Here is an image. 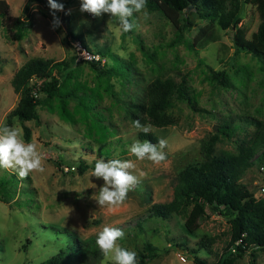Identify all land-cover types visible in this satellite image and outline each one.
Segmentation results:
<instances>
[{
	"label": "rangeland",
	"instance_id": "374dc122",
	"mask_svg": "<svg viewBox=\"0 0 264 264\" xmlns=\"http://www.w3.org/2000/svg\"><path fill=\"white\" fill-rule=\"evenodd\" d=\"M6 1L10 14L29 13L31 26H4L0 16V126L16 127L24 143L37 145L44 171L20 179L16 172L0 168V264H37L74 238L95 247L89 264H114L111 254L105 258L96 245L104 226L122 229L125 238L117 243L137 255L145 242L154 244L159 253L146 264H197L194 256L216 260L230 238V223L219 212L207 205L198 227L190 231L184 215L172 212L164 218L151 213L150 206L172 198L183 167L206 160L202 145L213 133H218L213 144L217 154L238 153L239 143L250 141L256 121H264L263 59L237 51L233 27H221L215 17L198 16L191 5L180 12L179 27L161 10L146 7L134 13L131 19L137 27L125 33L109 14L81 12V0L66 2L69 14L56 13L61 25L55 29L51 10L38 0ZM236 2L221 0L226 10ZM261 19L257 6L243 0L238 25L247 37ZM65 20L83 41L67 34ZM77 41L100 53L94 66L78 50ZM37 56L65 59L70 66L54 95L37 92L39 121H24L30 128L25 139L21 121L9 114L20 97L11 78L28 58ZM217 71L224 72L225 82L213 76ZM53 73L60 77L63 70L54 68ZM157 77L184 83L196 107L177 96L163 113L164 123L140 114L141 124L152 125L158 140H167L166 159L159 164L130 154L131 144L144 140L128 114L130 106L146 99ZM49 79L33 76L29 84L38 87ZM60 96L65 98L66 115ZM220 125H227L226 132L219 131ZM257 152L248 158L252 162L239 180L258 198L264 195V163L255 158ZM97 159H132L136 165L130 171L140 183L123 203L100 207L93 199L104 183L92 176ZM236 263L264 264V247H249Z\"/></svg>",
	"mask_w": 264,
	"mask_h": 264
},
{
	"label": "trees",
	"instance_id": "16d2710c",
	"mask_svg": "<svg viewBox=\"0 0 264 264\" xmlns=\"http://www.w3.org/2000/svg\"><path fill=\"white\" fill-rule=\"evenodd\" d=\"M38 1L49 8L48 0ZM68 1L57 0V3L64 5L63 12L66 11ZM242 1L237 0L229 10L224 8L221 0H147L146 7L161 10L174 25L179 27L180 12L191 5L198 16L215 17L221 27H233V40L237 51H249L264 61V0H250L257 6L262 16L257 30L250 37H247L238 25L241 20ZM8 10L9 3L6 0H0V16L4 26L17 30H27L31 26L29 13L12 15ZM65 27L69 36L83 41L82 35L68 28L66 20ZM82 44L87 47L84 42ZM90 62L92 66L95 65L94 61ZM69 66L65 59L56 60L37 56L28 58L14 71L11 84L14 91L20 93V97L9 114L17 116L21 121L25 139L30 136V128L24 121L29 119L39 121L35 106L41 100L37 92L44 90L48 96L54 95L61 81L60 78L65 76ZM54 68L63 70V74L57 77L53 73ZM33 76L50 77V79L42 81L38 87H35L34 84H29ZM213 76L220 82H225L223 71H217ZM177 96L184 98L192 108H196L184 83L176 84L171 78L157 77L150 82L146 99L137 101L133 107L130 106L128 114L131 119L139 120L142 116L140 114L147 113L153 122L164 123L163 113ZM60 102L62 111L66 115L64 96H60ZM223 126L220 125L219 131L224 133L226 130ZM256 126L255 134L250 141L239 143L238 153H214L213 144L218 138V133H213L202 145V153L206 160L183 167L177 174L172 198L167 202H153L150 206L151 213L164 218L169 217L172 212L184 215V224L190 231L198 227V219L206 214L207 205L219 212L230 223L229 241L217 259L211 262L194 256L197 264H237L236 257L245 254L249 247L251 249L264 247V195L255 197L239 180L246 166L252 162L248 158L254 152L258 151L255 158L264 163V121H256ZM138 137L152 143L158 141V137L153 132L145 134L138 131ZM83 169L84 167L80 164L79 170ZM137 225L141 223L137 221ZM95 250L89 240L74 238L67 245L60 247L56 254L37 264H89L88 258L94 255ZM158 250L151 242H145L144 251H140L137 255L138 264H146L155 258L159 253ZM252 252L249 251L251 256Z\"/></svg>",
	"mask_w": 264,
	"mask_h": 264
},
{
	"label": "clouds",
	"instance_id": "9594fccd",
	"mask_svg": "<svg viewBox=\"0 0 264 264\" xmlns=\"http://www.w3.org/2000/svg\"><path fill=\"white\" fill-rule=\"evenodd\" d=\"M53 16L52 28L61 25L58 11H64V5L57 0H48ZM147 0H81L80 11L87 12L95 17L109 14L111 19L118 22L122 31L127 33L134 30L137 25L133 17L146 8ZM34 10L35 7H34ZM70 12V10H69ZM69 14V13H66ZM145 19L148 13L144 12ZM133 127L145 134L152 131V125L141 124L140 120L133 122ZM167 140L160 138L157 143L149 140L135 141L131 144L129 152L137 160L148 159L159 164L166 159L164 152ZM43 156L37 150L35 143H24L20 130L7 124L0 126V168L12 170L20 179H26L33 171H44ZM136 165L132 159H97L92 176L103 180L99 193L93 199L100 207L121 204L127 198L129 191L134 190L140 183V178L132 174ZM144 173H141L143 176ZM125 238V233L118 227L104 226L97 234L96 245L105 258L111 254L114 264H138L137 253L119 246V240Z\"/></svg>",
	"mask_w": 264,
	"mask_h": 264
},
{
	"label": "built area",
	"instance_id": "2783aa9c",
	"mask_svg": "<svg viewBox=\"0 0 264 264\" xmlns=\"http://www.w3.org/2000/svg\"><path fill=\"white\" fill-rule=\"evenodd\" d=\"M77 48H78V50L81 49L80 52L83 53L82 55L84 56V58L88 59L89 61L98 62L101 58L100 53L98 51L81 45L80 41H77ZM73 168H74V166H65L66 170L73 169ZM260 190L264 191V186L261 187Z\"/></svg>",
	"mask_w": 264,
	"mask_h": 264
},
{
	"label": "water",
	"instance_id": "95a60500",
	"mask_svg": "<svg viewBox=\"0 0 264 264\" xmlns=\"http://www.w3.org/2000/svg\"><path fill=\"white\" fill-rule=\"evenodd\" d=\"M214 129H217V126L216 125H213Z\"/></svg>",
	"mask_w": 264,
	"mask_h": 264
},
{
	"label": "crops",
	"instance_id": "0c3cea01",
	"mask_svg": "<svg viewBox=\"0 0 264 264\" xmlns=\"http://www.w3.org/2000/svg\"><path fill=\"white\" fill-rule=\"evenodd\" d=\"M8 2V1H7ZM9 3V2H8ZM10 5V4H9Z\"/></svg>",
	"mask_w": 264,
	"mask_h": 264
}]
</instances>
